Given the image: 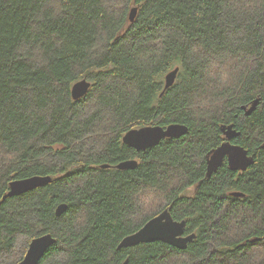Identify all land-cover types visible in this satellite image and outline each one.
Instances as JSON below:
<instances>
[{
    "label": "trees",
    "instance_id": "obj_1",
    "mask_svg": "<svg viewBox=\"0 0 264 264\" xmlns=\"http://www.w3.org/2000/svg\"><path fill=\"white\" fill-rule=\"evenodd\" d=\"M82 79L92 89L74 101ZM174 123L189 133L140 153L123 142ZM223 124L254 163L206 178ZM36 175L53 182L2 201ZM170 206L197 235L186 250L118 249ZM46 234L39 264H264V0H0V264Z\"/></svg>",
    "mask_w": 264,
    "mask_h": 264
},
{
    "label": "water",
    "instance_id": "obj_2",
    "mask_svg": "<svg viewBox=\"0 0 264 264\" xmlns=\"http://www.w3.org/2000/svg\"><path fill=\"white\" fill-rule=\"evenodd\" d=\"M138 7H134L130 12V21L134 22L138 15ZM179 68L169 72L165 78V89L171 88L177 80ZM92 82L82 79L75 82L71 87V97L74 101H79L86 97L92 89ZM261 98L255 99L251 106H243L246 115H250L256 108ZM221 132L225 135L226 141L219 147L209 152L207 156L206 178H210L218 172L225 159L229 168L234 172L245 171L254 163V156H250L248 151L234 144L232 141L239 136L240 132L235 124L221 125ZM189 133V127L185 124L174 123L166 127L155 125L145 126L138 129H131L123 136L126 146L133 148L136 152H144L156 147L162 141L172 138H180ZM137 159L127 160L116 165L118 170H134L138 167ZM102 168H111L110 165H103ZM53 182L51 176L36 175L25 179H15L9 184V191L2 201L11 197H18L38 188L47 186ZM232 196L243 197L240 192L232 193ZM68 209L67 204L60 205L56 210V215L62 216ZM172 207L163 210L158 215L148 220L139 230L125 236L119 243L118 249H128L141 244L161 242L172 246L178 250H186L196 238V233L187 232V221H178L173 218ZM56 243V238L51 234H46L34 238L24 256L18 264H39L49 249ZM123 264H129L127 259Z\"/></svg>",
    "mask_w": 264,
    "mask_h": 264
},
{
    "label": "flooded vegetation",
    "instance_id": "obj_3",
    "mask_svg": "<svg viewBox=\"0 0 264 264\" xmlns=\"http://www.w3.org/2000/svg\"><path fill=\"white\" fill-rule=\"evenodd\" d=\"M224 162H227V163H228L227 159H225V161H224ZM228 166H229V165H228ZM247 169H248V168H247ZM247 169H246V170H247ZM230 170H231V169H230ZM239 172H244V171H239Z\"/></svg>",
    "mask_w": 264,
    "mask_h": 264
},
{
    "label": "rangeland",
    "instance_id": "obj_4",
    "mask_svg": "<svg viewBox=\"0 0 264 264\" xmlns=\"http://www.w3.org/2000/svg\"><path fill=\"white\" fill-rule=\"evenodd\" d=\"M22 242H23V241L21 240V241H20V244H22Z\"/></svg>",
    "mask_w": 264,
    "mask_h": 264
},
{
    "label": "clouds",
    "instance_id": "obj_5",
    "mask_svg": "<svg viewBox=\"0 0 264 264\" xmlns=\"http://www.w3.org/2000/svg\"><path fill=\"white\" fill-rule=\"evenodd\" d=\"M233 142V141H232ZM234 143V142H233Z\"/></svg>",
    "mask_w": 264,
    "mask_h": 264
}]
</instances>
